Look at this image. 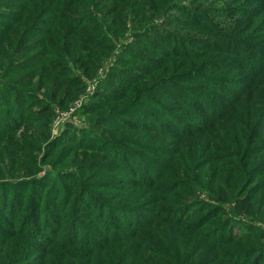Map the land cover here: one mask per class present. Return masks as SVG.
<instances>
[{"label": "rangeland", "instance_id": "obj_1", "mask_svg": "<svg viewBox=\"0 0 264 264\" xmlns=\"http://www.w3.org/2000/svg\"><path fill=\"white\" fill-rule=\"evenodd\" d=\"M249 2L254 0H171L167 14L156 16L149 32L142 25L134 28L126 18L117 21L118 13L109 15V23L116 20L111 34L117 45L109 52H87L97 58V65L89 64L85 73L74 61L76 51L58 60L60 51L50 47L60 49L58 36L28 32L38 8L26 0H0V105L4 98L24 110L14 118L18 127L7 131L1 128L7 115L0 112V211L13 215L7 218L10 237L0 238V264H41L42 255L34 244L51 239L58 226L66 228L72 219L82 224L60 238L67 251L81 248L76 243L101 242L109 227L131 234L139 230L142 264H236L220 260L224 251L241 257L240 264H264V76L249 78L244 73L250 81L234 85L239 93L229 104L235 103L228 117L208 119L200 117L202 110L211 108L209 97L203 95L208 86L202 81L220 75L217 65L222 63L215 59L233 64L237 56L219 46L213 50L216 54L174 58L157 67L150 61L165 43L176 42L171 32L190 38L189 43L198 39L196 48L204 45L203 39L213 40L209 21L219 24V33L264 45V6L251 10L243 6ZM192 4L208 14L210 20L204 25L189 17L187 8ZM222 6L228 9L219 14ZM131 8L122 10L129 14ZM106 10L97 15L104 16ZM49 20L39 28L50 29ZM135 31L142 32V38ZM40 51L52 56L48 60L54 69L44 70ZM166 60L169 57L164 55ZM228 71V77L241 76L232 73L235 69ZM177 72L184 76L176 87L173 81L156 88L165 78L177 79L171 75ZM209 89L213 94L221 92V97L230 91L221 84ZM166 91L180 96H175L172 109L164 108L169 118L159 119L156 108L142 107V96L168 98ZM189 101L198 105L193 108ZM201 119L208 120L202 128ZM183 194L187 196L180 199ZM59 196L66 198L64 204L56 203ZM98 197L112 207L104 212L105 203L94 199ZM42 210L50 222L35 230L33 223L42 217ZM96 214L104 218L102 226ZM113 216L141 225L122 227ZM21 218L22 227L14 226ZM0 220L6 219L2 215ZM29 223L27 234L24 226ZM80 226L85 232L79 231ZM221 236L224 240L213 244ZM82 247L88 254L90 249ZM56 252L61 251L56 248Z\"/></svg>", "mask_w": 264, "mask_h": 264}, {"label": "trees", "instance_id": "obj_2", "mask_svg": "<svg viewBox=\"0 0 264 264\" xmlns=\"http://www.w3.org/2000/svg\"><path fill=\"white\" fill-rule=\"evenodd\" d=\"M170 1L168 2V0H26V3H29V5H34V8H38L37 12L36 11L33 12V15L36 16V18L31 22V25L28 28V32L34 30L33 34H36L38 31H40L39 32L40 35L45 34L51 36L52 34H54L58 36L61 39L60 42L61 50L59 49V45L55 46L54 44H50V47L57 48L60 51L59 53L56 54L58 60L61 61L63 59L65 60L64 53H68L69 51L71 52L76 51L74 61L80 66V68L85 69L86 70L85 73H87L88 70L86 69V67L89 68L88 66L89 64L97 65V58L93 56L88 57L87 52H91L93 54L100 52H109V50H112L117 45V42L114 39L115 36L112 37L111 32L113 31L111 30L114 29L116 30L113 24H116V20L119 21L118 17L126 18V23L129 22L130 24L133 25L134 28L136 27V29L142 25L145 27L146 31L149 32L150 30L153 29V28L149 29V27H151L150 24L154 22L153 19L156 18V16L162 18L165 14H167V9ZM178 3H180V1ZM178 3H176V7L179 6ZM245 5L246 7L248 5V7H250L251 10L252 9L255 10L260 5L264 6V0H254L253 3L249 2L248 4L243 3V6ZM129 8H131L129 14L122 10L124 9L128 11ZM103 9L104 10L107 9L106 12H104V16L103 14L98 16L97 12H99V10L100 12H103ZM227 9L228 6H222L219 8L218 13L222 14V12H225ZM187 11L190 12L189 17L193 19L192 21L194 23L196 22V24L198 25H204L202 23H204L205 20H210L208 14L206 12L201 13V11H198V7L196 5L193 7L192 4V7L191 8L188 7ZM238 12H240V10L236 11V14ZM114 13H118V16L116 14L117 19L116 20L112 19L111 22L109 23L107 18L109 15H112ZM197 16L198 17L200 16L201 19L197 20L196 18ZM48 17H50V20L47 22V24L51 26V28L48 30L39 28V24H43V21ZM208 24H210L214 29L213 33L215 34V38H213V40L209 39L208 41V39H203L205 41L204 45L199 48H196L195 43L198 39L192 40V43H189L190 38L180 34L179 32L177 33L171 32V34L173 33L171 37L172 39H175L176 42L171 41L170 43H165L162 46L161 50H156L158 53L157 58H155V60L151 59L150 61L153 67H157L160 64H162V62L163 64H169L171 60L174 62V58H179V57L192 58L194 57V55L196 54L199 55L202 53H205L206 55L216 54V52H214L213 50L218 49L219 46L225 48L226 50L224 51L225 53H230L233 55L235 54L237 58L231 62L233 64L227 63L225 64L226 66L223 64L226 59L223 61L219 59H215L214 61H216L217 64L222 63L221 65H217V67L221 68V71L219 70L221 72L219 73L220 75L212 77V80L207 79L206 81H202L204 84H206V86H208L205 90H203L204 93L203 95L209 97L210 101L208 102V104L211 106V108L208 111L202 110L203 113L200 114V117L201 118L208 117V119L210 117L213 119L223 117L224 118L223 120H225L228 117L227 115L232 111V109H234L231 108V106L235 103L229 105L231 100L234 101L239 93L238 87L234 85L240 86V84L242 83L249 82L250 80H247L246 77L253 78L258 74H260L262 77L264 76V45L260 47L256 46V44L250 45L249 38L247 39L248 41H246L243 37L240 38L239 36H234V35L229 36L223 33H219L218 31L219 24L218 26H216V23H214L213 21H209ZM163 25L164 23L160 25V32L164 31L163 27L165 26ZM55 26H58V29H55ZM120 26L123 27L125 25H121L120 23ZM8 28L9 27L5 29L6 35H9V33L7 32ZM197 28H199V26L196 25L195 27L196 31H198ZM139 33L142 32H138L136 36L142 38V34L140 35ZM22 34L24 33L20 34L19 40L22 37ZM19 44L17 43V46H22ZM222 54L224 53L221 52L220 55ZM39 55L41 56L39 57V61L41 63L43 62L46 63L44 70L55 68L54 64H51V62H49L48 60L52 56L47 51H40ZM164 55L169 57V61L167 60L163 61ZM15 56L16 55L14 54L13 57ZM206 61L213 62V60L211 59H208ZM212 62L210 69L214 71L215 69L212 66ZM166 69L167 68H165V70ZM229 69H235V72L232 73H240L241 76H235V77L226 76V75H230L229 74L230 71H228ZM177 73L171 74L172 76H177L176 77L177 79L165 78V80L161 84H158L156 88L158 90H161V88L166 83L173 81L174 82L172 83V86L176 87V83L177 84L179 83L181 76L183 75L182 72L178 74ZM244 73H246V77ZM188 81L189 80H187L186 83ZM104 82H101L100 84L101 87L104 84ZM130 82L131 81L129 80V82L126 83L125 85L126 88ZM228 82L230 83L227 84ZM220 84L226 90L228 89L230 90L229 94H227L224 97H221V92H218L219 94H213L209 89V87L213 85L219 87ZM188 85L189 84H187V86ZM99 95L101 97V94ZM144 95L145 94H143L142 96V107L146 109L156 108L159 112H155V115L159 119L161 117L169 118V113L166 112L164 108L169 107L172 109L174 107L173 100L175 101V96H180L179 94H173L172 92L166 91V95L168 96V98L162 96L152 97L146 94L145 95L146 99L144 100ZM149 99L150 100L152 99V101L149 102ZM187 104L194 105L193 108H195L198 105L197 102H190V101L187 102ZM23 111L24 110L21 106H19V103L13 104L11 102L10 104H8L7 102H5L3 98V102L0 105V112L3 113V117L4 115H7V117L3 118V121L1 122L2 123L1 128L5 131L16 129L20 122H16L14 118L21 116ZM149 111L150 110H145V112H149ZM195 113L196 114L200 113V110L196 109ZM207 121L208 120L201 119V121L198 122L199 124L202 125L200 128L206 126ZM182 184L184 185L186 184V188L190 187V184H187V182L185 181H182ZM86 196L87 194L85 193L84 197ZM185 196H187V194L186 195L183 194V197H181L180 199H185ZM60 199L61 197L59 196L56 199V203L58 205L64 204L66 198H62L61 200ZM94 199H97L100 202V205H104L105 203V206L103 208L104 212H106V210L111 208L113 205V203H110L108 200L103 199L102 197H98ZM180 201H184V200H180ZM171 203H173V201ZM22 207L23 206L21 205L17 209L20 210L21 212L23 210ZM86 210L89 211L88 208ZM124 210H130V208L125 207ZM93 212L94 210L92 211V214ZM13 213L14 215L17 214V212H13ZM41 214L42 217L39 218L36 217V221L35 223H33L35 225L34 227L35 230L38 228L41 229L44 228L45 225H47L50 222L49 215H46L44 211ZM186 214H188V212ZM186 214H184L181 217L184 218ZM2 215L6 220L5 221L0 220V238L5 239L10 237L12 233L10 232V220H7V218L13 215L12 212L6 213V211L1 210L0 216ZM72 215H70L69 217L71 218ZM113 217H114L113 218L114 222L121 224L122 227H126L128 224H135L137 228L138 225H141L138 223V221H136L135 223L130 222V219L126 217H117V216H113ZM95 218H96L95 220H97L98 218L100 219L99 220L100 226H102L101 223L104 222V218L102 216H98V214L95 215ZM111 218L109 220L110 223L108 225L112 223ZM22 220H23L22 218L19 220L16 219V221H14L15 223L14 226L22 227L24 223L22 222ZM81 224L82 223H77L75 220L72 219L70 220V223H68L66 228L63 227L62 225L58 226V230H56L58 231V234H56V232L53 233L51 239H47L44 240L43 242L34 244L36 250H38L42 255L40 258L42 260L41 264H126L128 262L130 263L140 262L142 264V251L144 249H142L141 240L137 239L139 230L138 229L136 230V228H135L136 232L131 234L130 231L122 228H119V230L116 232L114 228L110 229L108 227L107 229L108 237L102 238L101 242H97V243L93 242L94 244H89L90 246H87L86 245L87 243L85 241L80 243L75 242L76 243L75 246L81 247L83 251H81V248H76V250L67 251L66 249H68V246L64 247L63 244H60L59 242L60 238L63 237V234L65 233L67 234V232L71 234L73 232H76L75 230ZM5 225L8 226V230ZM28 227H31L30 223L24 226L25 232H27V234H29L27 230ZM80 227L82 228H79V231L85 232V227L84 226H80ZM247 235L243 237L236 236V238H245L247 237ZM225 236H221L220 238H216V239H214L213 237L214 239L213 244L223 241ZM57 238L59 239L57 240ZM228 238H230V236H228ZM206 241L212 243L210 239ZM82 246L88 247L90 249L88 254L87 251H85V248ZM56 248H58V250H60L61 252H56ZM26 250L29 252L28 249ZM77 250H80V252H76ZM234 255H232L230 252L224 251L219 256L221 261H229L232 263L240 264L241 257L239 256L236 257Z\"/></svg>", "mask_w": 264, "mask_h": 264}]
</instances>
